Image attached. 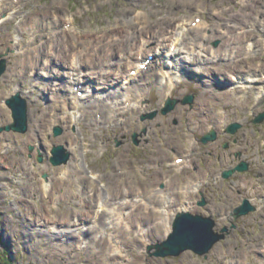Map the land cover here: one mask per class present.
I'll return each instance as SVG.
<instances>
[{"label":"rangeland","instance_id":"1","mask_svg":"<svg viewBox=\"0 0 264 264\" xmlns=\"http://www.w3.org/2000/svg\"><path fill=\"white\" fill-rule=\"evenodd\" d=\"M58 1L68 15H63ZM179 1L25 0L0 21V60L5 62L0 74V127L13 121L4 101L11 96L10 87L22 86L21 96L27 102L26 132L0 130V253L8 252L13 264H264V119L254 122L264 113V0H199V5ZM144 11L153 21L170 15L174 16L171 24L188 20L181 28L191 18L205 19L206 31L194 25L193 30H187L185 49L204 38L211 49L219 50L220 57L218 54L202 69L198 64L203 58H193L185 64L188 70L183 67L185 74L174 88L168 87L167 80L160 85L151 76L147 108L142 114L136 107L122 111L127 120L122 125H99L96 132L91 130L92 118L104 117L110 122L113 117V106L102 107L100 102V107L96 99H101L107 88L95 89L86 102L80 101L86 106L75 111L77 118L70 124H55L57 102L50 109L48 93L43 92L50 84L44 81V85L40 76L36 78L41 82L34 81L28 68H23L24 60L36 55L37 47L52 51V21L58 24L60 17L61 24L68 21L65 16L73 15L76 36L105 37L116 35L110 28L124 26L125 19H134L139 29L142 24L136 17ZM242 28L244 31L239 30ZM240 31L250 33L251 40L236 37ZM251 41L254 45L250 49ZM74 45L86 50L82 44ZM168 45L166 42L164 49ZM161 61L167 63L168 59ZM240 80L246 81V86L242 87ZM260 91L262 96H258ZM187 95H193L192 104L181 102ZM168 96L177 102L162 113ZM152 113L153 117H141ZM236 122L240 126L234 133L228 132L229 125ZM55 126L60 127L59 135H54ZM211 130L216 131V139L203 143L201 138ZM191 136L196 144L190 143ZM59 144L70 156L66 163L55 166L49 161L50 150ZM176 155L191 156L187 157L189 164L175 168L171 159ZM242 162L247 163L246 170H236L228 177L219 174ZM71 163L74 169L66 175ZM43 174H47L46 179ZM43 183L51 184L48 190L42 188ZM117 188L124 190L121 197L137 190H159L177 207L186 200L184 191L189 188L192 203L185 211L212 217L213 231L224 237L205 254L186 249L176 256H155L156 248L151 245L165 239L168 232L163 224L154 226L155 211L142 208L137 214L130 213L129 227L125 225L120 232L121 255L108 251L110 233L115 231L111 225L104 230V241L98 237L91 243L89 238L88 247L75 249V236L89 225L95 197L109 198ZM200 192L204 206L198 205ZM244 199L253 209L235 218L233 208ZM120 220L111 222L119 227L123 224ZM149 221L153 227L147 234L152 240L139 232Z\"/></svg>","mask_w":264,"mask_h":264},{"label":"bare ground","instance_id":"2","mask_svg":"<svg viewBox=\"0 0 264 264\" xmlns=\"http://www.w3.org/2000/svg\"><path fill=\"white\" fill-rule=\"evenodd\" d=\"M24 1L25 0H3L2 4H0V21H5V15L8 11L16 9L19 5L21 6ZM179 2L180 4L185 3V5H199V0H192V3L187 0H180ZM61 4L62 3L58 1L57 5L59 8H62L60 7ZM62 11L63 8L61 12ZM63 15L68 14L64 13ZM172 16L173 15H170L166 19H155L153 21L148 17L146 11H144L143 15L136 17L138 23L142 24V26L138 25L140 27L139 29L135 26L134 19H125L124 26L120 27L119 25V29L117 27L110 28V31L116 32V35L108 36L104 34L105 37L89 34H86L84 37L76 36L77 32L76 34L74 33L76 28L73 26L72 22L73 15L71 17L68 16V18L66 16L64 17L66 20H70V22L64 21L59 24L60 17L57 18L58 24L52 21L53 32L49 38V42L52 43V51L48 53V51L43 49L42 45L37 47L35 49L37 51L36 55L27 57L23 62V68H28L29 71L27 72L31 73L34 81L41 82L39 77L36 78V76H40L42 82L45 81L47 85L50 84L49 90L46 91V89H44L43 92L48 93L47 101H49L48 106H50V109L54 105L53 102H57L58 112L54 114L55 119L53 120L55 124L61 125L66 121L70 124L77 118L75 116V111L82 109V107L85 108L86 106L85 104H81L80 101L82 103H84V101L86 102L91 95L90 92L95 89L100 90L101 88H107L101 99L100 96L96 99L100 107L101 104L102 107L103 105L113 106V111H111L113 117L110 122L104 117L92 118L91 130L96 132L99 125H122L127 121L123 118L121 114L122 111L136 107L139 110V114H142L147 108L145 101L150 91V85L153 83L151 81L152 79L149 80L151 76L156 77L154 79H156L158 84L163 85L162 83L168 81V87L171 86L174 88L185 74V72H183V67L188 70L185 64L190 63L193 58L197 59L200 56L201 59L203 58V61L198 64V67L202 69V65L214 61L218 54L220 57L221 54L219 50L211 49L208 43L204 41V38H198L199 44L190 43L185 49V34L188 33V29L193 30L192 24L190 23L193 21L197 29L206 31L208 26L205 19L197 21L195 18H191L189 20L190 23H188V25L185 24V26L181 28L180 25H184V22L188 20L180 19L176 21L178 23L172 21L171 24V20L174 18V16ZM34 17L35 16H33V18ZM67 22L71 23V25H68V28L66 26L68 24ZM63 25L65 28L62 27ZM131 28H133L132 31L129 30ZM239 30L244 31V28ZM184 31L185 33L183 34ZM242 31L234 35H236V37L239 35L241 38L246 37L251 40L249 37L250 33L245 32L246 34H244ZM196 38L195 36L192 40L194 41ZM225 41L228 45L232 44L228 38ZM166 42H169V45L167 49H164ZM66 43L68 44L67 48L65 47ZM75 43L82 44L86 50L79 46H72ZM253 45L251 41L249 45L250 49ZM172 47H175L174 50H172ZM22 50L24 54L28 52V49L22 48ZM28 54L30 55L29 52ZM161 59H168V61L164 63ZM145 62H147V68H139L141 64ZM159 67H161V69ZM132 69L136 71L133 75H131ZM126 70L130 72L125 73ZM118 80L122 83H117ZM238 82L241 83L240 85L242 87L246 86V81L240 80ZM44 85H46V83ZM110 86L115 87L109 88ZM21 87L22 86L19 84L10 87L9 94L22 95L23 90ZM69 88H71L70 94ZM80 89L85 91L82 96L78 97L77 91ZM119 90L122 91L121 97ZM262 94L263 91L258 92V96H262ZM170 99L171 97L168 96L165 101H172ZM148 115L149 114H143L141 117H147ZM190 143L196 144V139L193 136L190 137ZM66 151L68 150L64 149L65 153ZM175 157L178 156L176 155ZM187 157L191 158V156L188 155ZM187 157L179 164L174 163L172 159V163L175 165L174 167L181 169L187 166L189 164V159H187ZM71 168L74 169L72 163L66 170V175H68V172L71 174ZM75 170L77 169L75 168ZM199 184H197L194 189L198 188ZM42 185V188L48 190L51 184L43 183ZM164 189L165 188L161 190ZM115 190L117 192H115ZM113 191L115 193H113V195L111 194L109 198L101 199L100 197H95V207L94 210L91 211L92 214L90 212L91 218L88 220L89 225H87L85 231L79 232L75 236V249L88 247L90 245L89 238H91V243L96 241L98 237L104 241V230L107 232L111 225L113 228L115 227V231L110 233L111 240L109 242L110 248L108 251L112 255H121L123 249L122 243L119 241L120 232L125 225L127 228L129 227L128 217L130 213L137 214L142 208L150 212L155 211L157 215L153 219L154 226L163 224L165 230L168 232L166 235L167 237L173 232V222L177 212L188 210L192 203L189 197V188H186L184 191L187 197L185 203L180 207L174 206L173 202L165 196V193L159 190L145 192L137 190L135 194L131 195L129 193H124L122 197L121 194L124 192L122 188H117ZM100 200L103 201L100 203ZM106 200L107 203H102ZM109 201L111 202L108 203ZM88 214L89 212L86 213V216H88ZM107 215L108 217L104 219ZM82 217H85V215H82ZM118 219H121L120 221H122L123 224L119 223V227H116L114 226L115 223L111 221H117ZM80 220L81 219H79V221ZM152 227L153 225L150 221L147 223L145 222L144 225L139 227V232L150 240L151 238L148 236L147 231ZM76 243H79V245ZM153 245H151V247ZM148 248H150V246H148Z\"/></svg>","mask_w":264,"mask_h":264},{"label":"water","instance_id":"3","mask_svg":"<svg viewBox=\"0 0 264 264\" xmlns=\"http://www.w3.org/2000/svg\"><path fill=\"white\" fill-rule=\"evenodd\" d=\"M216 44V43H215ZM5 69V62L0 60V74ZM193 95L185 96L181 102L192 104ZM169 100V99H168ZM6 104L11 110V116L13 121L4 126L0 127V130H13L15 132L24 133L27 130V102L26 99L21 96V94L11 95L6 100ZM166 106L165 109L162 110V113H167L173 106L174 102L177 100L173 99L172 101H165ZM154 113L148 115V117H153ZM145 118V117H143ZM264 119V113L260 114L254 119V122L262 121ZM240 126L238 122L230 124L227 128L228 132L234 133L236 129ZM54 135H59L61 130L59 127H54ZM217 133L214 130H211L207 134H205L201 141L206 143L207 141H214L216 139ZM33 149L32 146L29 147L31 151ZM64 146L54 145L51 150V156L49 157V161L52 165H60L62 163H66L69 159L70 153L64 152ZM43 157L41 154L38 155V161L41 162ZM248 167L247 163L242 162L230 170H226L223 172V177H228L234 171H244ZM43 177L46 178L47 175L43 174ZM202 194V192H201ZM248 199H244L242 204L238 207L234 208L233 215L234 217H238L239 215L247 213L250 209H253L249 204ZM206 204V201L202 199L198 202V205L203 206ZM215 225V221L210 216H203L200 214H193L188 211H180L176 214V217L173 222V232L163 239L160 242H157L153 245L156 248V251L153 252L155 256L165 257L168 255L176 256L183 252L186 249H192L198 254H205L213 243H215L218 239L224 237L222 233H215L213 231V226ZM225 230V229H223Z\"/></svg>","mask_w":264,"mask_h":264},{"label":"trees","instance_id":"4","mask_svg":"<svg viewBox=\"0 0 264 264\" xmlns=\"http://www.w3.org/2000/svg\"><path fill=\"white\" fill-rule=\"evenodd\" d=\"M2 239L0 238V242ZM0 256L3 258V263L2 264H13L12 261L9 258L8 252L0 253Z\"/></svg>","mask_w":264,"mask_h":264}]
</instances>
